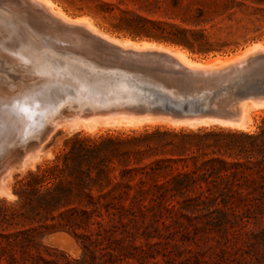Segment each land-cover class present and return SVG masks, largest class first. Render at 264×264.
I'll list each match as a JSON object with an SVG mask.
<instances>
[{
	"label": "trees",
	"instance_id": "16d2710c",
	"mask_svg": "<svg viewBox=\"0 0 264 264\" xmlns=\"http://www.w3.org/2000/svg\"><path fill=\"white\" fill-rule=\"evenodd\" d=\"M185 35L170 40L192 49ZM144 187L190 203L248 206L264 219V127L162 128L77 142L53 165L16 182L15 200L0 206V264L122 263L134 249L131 203ZM62 231L81 240L80 258L42 246Z\"/></svg>",
	"mask_w": 264,
	"mask_h": 264
},
{
	"label": "rangeland",
	"instance_id": "374dc122",
	"mask_svg": "<svg viewBox=\"0 0 264 264\" xmlns=\"http://www.w3.org/2000/svg\"><path fill=\"white\" fill-rule=\"evenodd\" d=\"M52 1L73 17L85 16L91 19L99 30L108 35L160 44L180 51L188 58L195 60H203L208 56L234 54L248 45L264 42V0ZM182 32L186 33V39L193 44L192 49L171 42L170 39L174 38L173 34ZM1 53L0 51V55L3 56ZM37 55L39 54L36 53V56L25 54L23 58L28 63V68L33 65L42 67L43 71L46 70L50 65ZM1 69L0 89L5 91H0V95L5 98L0 102V109L4 110L5 107L10 106L12 99L18 97L16 88H13L14 91L10 90V83L12 85L15 81L16 84L19 81L18 75L25 80L30 79L25 82L35 79L31 75H26L27 71L15 75L19 71L14 73L11 70L10 72L9 66H5L8 72ZM45 76L47 77L46 74ZM227 84L226 81L223 86L226 87ZM140 87L151 86L143 84ZM212 88L214 87L209 86L206 90L211 93L215 90ZM173 89L176 90V88ZM249 89L243 88L242 92L228 90L216 104L220 105L227 100V109L235 111L240 107L238 103L241 101L240 98L253 95ZM7 90L13 95H6ZM113 91L121 92V89L117 88ZM189 92L195 93V90ZM77 94L76 92L74 95ZM127 95L117 100L126 103L138 100V95L130 93ZM34 108L35 106H32L31 111ZM10 117L11 123L0 124H5L11 131L21 135L27 136L39 127L38 125L36 128L25 129L28 123H34L30 121L34 117L31 112L28 117H25L17 115L14 111ZM36 118L42 119V116ZM252 120L250 129L240 131L255 132L263 128L264 108L256 109ZM162 128L167 127L143 125L126 128L106 127L94 131L57 130L42 146V155L37 162L24 169H18L19 167L14 169L9 189L12 192L16 182L36 172L37 169L53 165L57 157L68 153L77 142L86 140L97 144L106 138H121ZM201 128L226 127L210 125L168 129L197 130ZM111 167L115 168L114 174H117L116 170L119 166L115 158ZM143 190L131 203L133 215L129 216L131 222L128 229L134 237L132 256L120 264H264V242L259 235L264 232V219L253 214L254 208L244 205L190 203L179 197L171 198V194H164L163 191L156 189L144 187ZM10 199L0 197V206L3 203L13 202L15 197L12 196ZM40 242L42 246L55 249L72 259L80 258L83 253L81 240L68 231L47 235Z\"/></svg>",
	"mask_w": 264,
	"mask_h": 264
},
{
	"label": "bare ground",
	"instance_id": "6f19581e",
	"mask_svg": "<svg viewBox=\"0 0 264 264\" xmlns=\"http://www.w3.org/2000/svg\"><path fill=\"white\" fill-rule=\"evenodd\" d=\"M0 51L3 55H0L2 71L8 72L5 66H9L10 72L19 71L15 75L27 71L26 75L35 79L25 82L30 79L25 80L18 75L19 81L16 84L15 81L12 85L7 84L11 86L10 90L16 88L18 97H12L14 103H9L10 106L4 110L0 109V123H11L10 114L14 112V104L35 98L37 93L46 94L47 97L46 105L40 106L38 114L29 108V112L34 114L33 120L30 121L44 125L39 124L38 129L27 136L0 124V136L7 139L17 137L15 144L8 150L9 156L4 163V171L0 174V197L8 200L13 196L9 182L14 169H24L37 162L42 155V146L57 130L94 131L106 127L126 128L143 125L197 128L214 124L248 130L253 121V112L264 108V97L256 96L238 101L240 107L231 111L234 114L231 120L187 119L138 110L132 108L129 103L122 104L118 100L95 106L85 97L86 84L91 76L98 77L97 82L101 84L99 87L109 92L120 88L121 92L137 95L141 90L140 85H151L152 83H146L121 68L133 63L141 65L148 61L160 62L164 58L175 69L203 77L238 71L251 60L264 57V42L248 45L234 54L195 60L160 44L108 35L99 30L91 19L85 16L73 17L52 0H0ZM35 52L42 61L50 65L46 70L33 65L28 68V63L23 57L25 54L36 56ZM60 84L72 88L73 93L58 96L57 88ZM7 91L6 95H13ZM76 92L78 94L74 95ZM3 98L0 95V102ZM49 106L60 111L53 116H44ZM40 116L42 119L36 118Z\"/></svg>",
	"mask_w": 264,
	"mask_h": 264
},
{
	"label": "water",
	"instance_id": "95a60500",
	"mask_svg": "<svg viewBox=\"0 0 264 264\" xmlns=\"http://www.w3.org/2000/svg\"><path fill=\"white\" fill-rule=\"evenodd\" d=\"M121 68H123V71L135 75L136 78L145 80L146 83H152L151 87H144L138 91L137 101L127 103L132 108L155 114L175 118H211L227 121L233 119L234 115L227 109L226 105L228 101L226 100L220 103V105H217L216 102L228 90L241 91V89L248 87L251 93L255 95H246L239 100L256 96L264 97V57L251 60L238 71L212 77H203L186 70L175 69L164 58L160 62L148 61V63L146 62L141 65L133 63ZM97 81L98 77L96 78V76L88 77V83L85 88V97L95 106H99L107 101L114 102L117 99L128 96L125 92L105 91L99 87L101 84ZM226 81L228 84L225 87L223 84ZM163 86L165 89L162 88ZM209 86L215 87V90L211 93L209 90H206ZM172 87L176 88V90ZM192 90H195V93L189 92ZM57 91L59 92L58 96H66L68 93H73L72 88L61 84L57 88ZM121 102L122 104H126L124 101ZM39 109L40 106H35L33 111L38 114ZM59 111L60 109L55 110V107H50L46 109L44 116H53ZM39 124L41 126L44 125V123H28L25 129L36 128ZM2 137L0 136V174L4 171V163L9 156L8 150L17 140V137L14 136L12 139ZM11 195L14 196L12 192Z\"/></svg>",
	"mask_w": 264,
	"mask_h": 264
},
{
	"label": "snow or ice",
	"instance_id": "6c2138e0",
	"mask_svg": "<svg viewBox=\"0 0 264 264\" xmlns=\"http://www.w3.org/2000/svg\"><path fill=\"white\" fill-rule=\"evenodd\" d=\"M46 103V94L37 93L35 98H31L29 100H25L24 102H18L17 104H14L13 109L17 115H23L25 117H28L30 115V107H39L41 105H46Z\"/></svg>",
	"mask_w": 264,
	"mask_h": 264
}]
</instances>
